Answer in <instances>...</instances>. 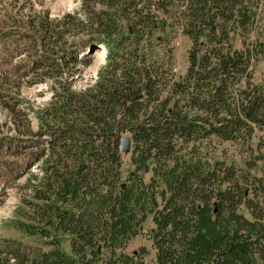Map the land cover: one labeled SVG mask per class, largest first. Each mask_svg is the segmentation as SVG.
<instances>
[{
  "label": "trees",
  "instance_id": "trees-1",
  "mask_svg": "<svg viewBox=\"0 0 264 264\" xmlns=\"http://www.w3.org/2000/svg\"><path fill=\"white\" fill-rule=\"evenodd\" d=\"M22 1L0 13V104L17 132L0 137V192L25 176L9 222L25 241L1 240V263L264 264V151L250 145L264 0H80L59 18H22ZM171 19L190 40L178 75L156 53ZM99 46L94 83L75 89ZM46 82L47 105L22 104L20 85Z\"/></svg>",
  "mask_w": 264,
  "mask_h": 264
},
{
  "label": "rangeland",
  "instance_id": "rangeland-1",
  "mask_svg": "<svg viewBox=\"0 0 264 264\" xmlns=\"http://www.w3.org/2000/svg\"><path fill=\"white\" fill-rule=\"evenodd\" d=\"M9 2L10 0H0V13H4V8H8ZM20 5L19 11H21L20 15L22 18L28 17L29 15H33L42 11H47L49 13L50 18H59L66 13H78L81 3L80 0H26L22 1ZM9 9H11V7H9ZM79 16H81L80 13ZM170 22L174 27L173 32L170 34L169 39L167 41H162L161 44L157 46L156 53L159 57H161L165 50H171L172 56L174 58V71L178 75L179 73H184V71L186 70V55L190 47V40L182 32V25L180 21H178L177 19H171ZM257 36L261 41L262 47L264 49V20H262L260 27L257 29ZM252 39H254V37H252ZM95 52L96 51H93V53L88 56L90 63L86 66H81V74L77 78V81L74 85L75 89L83 90L86 87L91 86L95 81V76L97 75L98 70L104 65L106 54L103 59V52H101L100 54H95ZM14 63H19V61ZM252 71L254 80L264 84V50L256 65H254ZM51 93L52 92L50 90V83L46 82L39 83L33 86L20 85L17 95L24 99L22 100L23 105L29 106L34 111H36L47 105L52 95ZM27 117L30 122V125L32 126V129L34 130L36 128V119L33 112H29ZM12 118L13 117L10 116L8 111L0 104V137H11L16 135L17 132L15 130ZM250 145L253 148H255L256 145H262L261 149L264 151V133L256 132ZM20 163H23L22 160L20 161ZM258 165L264 173V163L259 162ZM30 172L32 174H37L38 170L37 168L33 167ZM25 180V176L20 177L14 183L12 182L13 184L11 183L7 185V187L4 188L2 192H0V241L7 238L15 239L16 241H25L23 238H21V233L12 228L9 224L10 221L15 219L16 207L19 203L21 196L20 187L24 185ZM140 245L149 246L148 242L144 241L143 239H140L133 241L130 249H135ZM7 256L9 258V255L7 253L0 252V264H2L1 260H3V258H6ZM10 262L13 261L10 260ZM146 264H153L152 251L146 258Z\"/></svg>",
  "mask_w": 264,
  "mask_h": 264
},
{
  "label": "water",
  "instance_id": "water-1",
  "mask_svg": "<svg viewBox=\"0 0 264 264\" xmlns=\"http://www.w3.org/2000/svg\"><path fill=\"white\" fill-rule=\"evenodd\" d=\"M96 48L98 49V48H100V46L96 47ZM96 48H94V50ZM130 148H131L130 139L127 137H123L121 139L120 146H119L120 152H122L124 154H128L130 152Z\"/></svg>",
  "mask_w": 264,
  "mask_h": 264
},
{
  "label": "bare ground",
  "instance_id": "bare-ground-1",
  "mask_svg": "<svg viewBox=\"0 0 264 264\" xmlns=\"http://www.w3.org/2000/svg\"><path fill=\"white\" fill-rule=\"evenodd\" d=\"M101 48H102V51H101ZM101 48H100V49H98V50L95 52V54H100L101 52H103V54L105 55V54H106V52H105V49H104V47H102V46H101ZM104 55L102 56L103 58H104Z\"/></svg>",
  "mask_w": 264,
  "mask_h": 264
}]
</instances>
